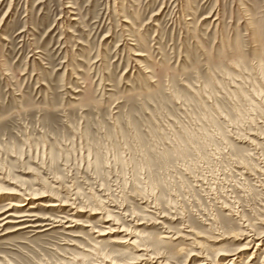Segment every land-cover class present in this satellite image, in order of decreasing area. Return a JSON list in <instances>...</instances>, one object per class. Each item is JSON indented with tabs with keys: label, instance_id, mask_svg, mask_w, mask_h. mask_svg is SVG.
Segmentation results:
<instances>
[{
	"label": "rangeland",
	"instance_id": "rangeland-1",
	"mask_svg": "<svg viewBox=\"0 0 264 264\" xmlns=\"http://www.w3.org/2000/svg\"><path fill=\"white\" fill-rule=\"evenodd\" d=\"M0 192V264H264V0H0Z\"/></svg>",
	"mask_w": 264,
	"mask_h": 264
},
{
	"label": "bare ground",
	"instance_id": "bare-ground-1",
	"mask_svg": "<svg viewBox=\"0 0 264 264\" xmlns=\"http://www.w3.org/2000/svg\"><path fill=\"white\" fill-rule=\"evenodd\" d=\"M16 190V189H15ZM17 192V191H16ZM25 192V191H24ZM0 193H2V192H0ZM14 193V192H13ZM12 193V194H13ZM15 194V193H14ZM24 194H27V193H24ZM23 194V195H24ZM12 206L14 207V204H12ZM235 215V214H234ZM52 220V219H51ZM63 221V220H62ZM115 223V222H114ZM99 235V234H98ZM172 235L170 234V232H168L167 234H163V236H161L158 240H157V242H156V244L155 245H159V244H161V243H165V241L164 240H162V239H169V238H171L172 239ZM130 238V237H129ZM174 238H177V237H174ZM174 240V239H173ZM130 240H128V238L126 239V241L125 242H129ZM124 242V241H123ZM130 244H133V245H136L137 247L135 248V249H137L138 251H140V252H142V254H140V256L139 257H134V258H130V260L128 259V262H122V261H117L116 263L117 264H134V263H136L137 261H138V259H139V261L140 260H142V261H144V260H147V259H153V258H156V259H160L161 258V254L160 253H158V254H160V255H153L152 253H151V249H149L150 248V245L149 244H147L146 242L145 243H139V241L137 240V239H134L133 241H130ZM151 245H153V244H151ZM258 245H260V244H258ZM153 247H155V246H153ZM152 247V248H153ZM157 247V246H156ZM155 247V248H156ZM87 251H89L88 253H90L91 254V252H93V251H95V250H93V249H90V250H88L87 249ZM97 251H98V249H97ZM96 252V251H95ZM94 252V253H95ZM156 252H159V251H156ZM155 252V253H156ZM96 254V253H95ZM106 254V253H105ZM222 254H224V253H222ZM222 254H221V256H222ZM92 255V254H91ZM102 255V254H101ZM104 255V254H103ZM106 255H108V254H106ZM106 255H104V256H102V258H103V260L105 261V262H111V256H106ZM192 255H197V254H195V253H191V255H188V258L189 257H191ZM160 258H159V257ZM218 257V256H217ZM205 258V257H204ZM219 258V257H218ZM253 258V257H252ZM97 259H98V257H97ZM114 260V259H113ZM137 260V261H136ZM115 261H116V259H115ZM113 262V261H112ZM111 262V263H112ZM171 261H170V259L168 260H163V261H160L159 260V264H171L170 263ZM203 262V261H202ZM101 263H103L102 261H101ZM115 264V263H114ZM200 264H205V262L204 263H200Z\"/></svg>",
	"mask_w": 264,
	"mask_h": 264
},
{
	"label": "snow or ice",
	"instance_id": "snow-or-ice-1",
	"mask_svg": "<svg viewBox=\"0 0 264 264\" xmlns=\"http://www.w3.org/2000/svg\"><path fill=\"white\" fill-rule=\"evenodd\" d=\"M49 115L54 119L55 118V113H49Z\"/></svg>",
	"mask_w": 264,
	"mask_h": 264
}]
</instances>
